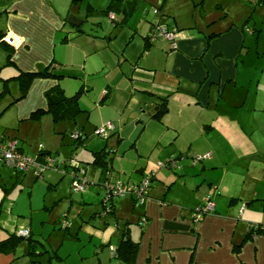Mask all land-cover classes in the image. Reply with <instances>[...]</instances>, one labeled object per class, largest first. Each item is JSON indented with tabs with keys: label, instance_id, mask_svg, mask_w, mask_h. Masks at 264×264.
Here are the masks:
<instances>
[{
	"label": "crops",
	"instance_id": "obj_1",
	"mask_svg": "<svg viewBox=\"0 0 264 264\" xmlns=\"http://www.w3.org/2000/svg\"><path fill=\"white\" fill-rule=\"evenodd\" d=\"M72 1L0 0V32L4 44H0V100L12 92L11 85L17 84L20 72H33L52 64L53 72L61 79L34 80L26 98L11 107L18 108L16 122L34 123L30 116L46 107L44 95L50 88L59 85L66 92L72 84L77 89L83 88L82 94L87 97L92 90L90 84L95 86L102 81L98 99L99 103L106 102V107L99 108L101 112L109 110V114L100 123L114 124L116 131L99 141L94 136L89 139L81 129L74 130L83 137L81 146L91 152L87 165L80 162V166H87L88 180L101 169L100 184L104 183L107 169L111 171L112 183H125L123 175L126 174V182L148 179L150 187L147 200L138 207L127 194L114 201L112 212H106L107 218L103 216L93 225L69 222L65 227L66 232H75L76 238L87 236L95 243L94 259L71 262L56 251L48 261L55 258L56 264H124L114 256L122 230L127 226L131 240L138 243L134 264H264V235L246 240L250 226H264V149L259 142L248 145L238 142L235 133H245L248 128L242 122V125L237 122L235 127L236 116L219 107L221 100L230 108L245 107L249 99L253 77L243 79V73L239 79L238 65L245 49V34L232 25L212 33L211 38L196 36L177 26L168 27L159 19L161 25L176 30L175 47H169L170 41L157 38L155 41L160 43H151L149 54L136 61L128 53V57L123 52L119 55L112 47L117 33L108 35L102 28L104 37L99 38L77 31L68 17L83 19L87 10L81 13L82 0ZM151 10L146 8L143 14H158V9L156 14ZM95 13L89 14L87 21L101 28ZM154 25L151 30L155 29ZM134 33L129 35L124 31L121 40L128 39V43L132 40L140 52L142 47L144 50V37L139 33L135 38ZM261 81L262 78L258 87ZM237 86L238 89H233ZM245 89L247 97L243 94ZM17 96L12 95L7 102L11 104ZM162 99L167 100V112L157 121L152 115ZM245 109L250 111L248 107ZM260 116L255 120H261L259 131L264 134V118ZM219 118L226 122L221 124ZM9 127L0 124V140H16L25 155L35 157L39 148L33 155L21 139L8 135ZM72 140L71 154L78 148ZM43 141L42 150L48 152ZM101 151L106 154L105 166H93V154ZM208 154V158L194 162L196 157ZM171 160L176 161L175 166L160 168V163ZM4 173L0 170L3 192L8 181ZM134 174H137L136 180ZM24 176L38 179L34 169ZM53 187L49 183L47 189ZM29 194L28 206L21 203L20 197L8 200L9 214L15 219L14 228L10 230L12 226L3 221L0 240L17 229H29L33 244L26 241L22 249L18 247L10 254H0V264H41L39 249H45V245L35 237L38 227L34 220L38 219L41 231L44 226L50 228L59 222V217L53 214L55 201L62 197L53 202L54 208L50 210L47 200ZM81 195V202L77 203L87 204L95 200L97 191L88 188ZM206 197L214 202V212L194 223L192 212ZM65 202L69 206L76 203L72 199ZM1 206L2 201L0 218ZM134 211L138 212L135 217ZM17 255L22 259L18 263Z\"/></svg>",
	"mask_w": 264,
	"mask_h": 264
},
{
	"label": "rangeland",
	"instance_id": "obj_2",
	"mask_svg": "<svg viewBox=\"0 0 264 264\" xmlns=\"http://www.w3.org/2000/svg\"><path fill=\"white\" fill-rule=\"evenodd\" d=\"M109 3V0H82L79 8H81V13L84 14L87 5L91 4L95 7L98 11L95 13L94 18L99 25L101 24L100 26L101 29L103 28L104 33H108V35L117 33L118 35V37L111 42L112 47L117 50L119 55L123 52V55L128 57V53L133 56L136 61L148 55L149 51L144 52L142 47V50L139 52L132 40L130 43H128V39L125 41L121 40L123 39L124 31H128L129 35L133 33V29L130 28L131 26L136 27V33H134L135 38L139 37V33L143 37L150 35L153 30V28L151 30L152 24H157L159 19L163 20L164 24H167L168 27L172 28L177 26L179 29H186V32L203 37L205 35L209 36L212 33L221 32L220 30H227L232 25L238 27L245 34V49L238 61L240 67L239 79H241L243 73L245 74L243 79L246 76L248 78L253 77L252 84L249 88V99L245 105L250 111L248 112L243 106L238 108H233L232 106L230 108L223 100L219 102V107L220 109H224L227 113L229 112L228 114L236 116V122L233 121L235 127H238L237 122L240 124L242 122L244 124L243 126L248 128L244 130L245 133H235V138L238 142L243 145L259 142L261 148L264 149V134L259 131L262 127L261 120H255L256 116L264 114V5L255 4V0H141L138 12L131 18L130 23L127 26L117 27L114 22L110 20L109 14L101 12L107 9ZM149 7L157 8L158 14L153 15L149 13L146 16H142L141 13ZM119 19H121V16L117 14V20L115 19V21L120 23L121 20ZM142 41L144 42V40ZM155 43L158 44L160 41L157 40L153 42V45ZM168 45L169 47L172 46L170 43H168ZM261 78L262 81L260 82V87H258V81L259 79L261 80ZM66 82L73 83V80H66ZM102 84V81L101 84L99 81L96 82L95 86L94 83H91L92 90L90 96L85 97L86 94H82V96L79 97L78 103L82 111L77 115L74 121L69 119L54 122L45 107L40 108L44 110V114L34 123L28 121L18 123L15 117V111L18 108H12L15 104L24 99L9 105L10 103L7 102V100L12 97V95H19L18 86L16 83H13L11 85L12 92L0 100V113L3 112L0 117V124L11 126L9 127L10 130L7 131L10 133L8 135L12 137L17 136V138L21 139L24 145L31 148L33 155L38 151L40 144H45L43 141L45 140L48 146L47 151L50 152L56 160L61 162V159H65L71 155L73 147L72 133H74V130L81 129L89 139L94 136L99 141H102L103 138L94 134L95 128L102 126L100 119L109 114V110L101 112L99 108L106 107V102L103 104L99 103L100 100L98 99V94H100L102 90ZM69 85L70 89H65V93H67L68 96H72L79 88L73 87L72 84ZM233 89H238V86L233 87ZM246 90L247 89L243 90L244 96L248 94ZM226 92L228 91L226 90L225 93ZM13 99L11 101H13ZM23 104L25 105V103ZM7 106L8 109L6 108ZM5 108L7 110L3 111ZM252 111L257 113H253ZM260 117L264 118L263 116ZM223 121L226 122V119H218V122L221 124H223ZM75 151V155L83 165L88 161V157L91 158L90 149L85 146H80ZM254 155H257V153H254ZM187 159H190V157ZM0 170H3L8 178L6 191L3 192L0 189V202L2 201L0 225L3 221H6V224L12 226L10 230L14 228L15 219L9 214L10 206H8V200L10 198L20 197L21 203L28 206L29 193H31L33 198L37 197V199L40 200H47L46 204L49 205L50 210L54 207L56 209L53 216L59 217L57 220L59 222L56 225L55 222L52 224L54 229L52 225L50 228L44 226V230L41 231L40 224L37 225L38 219L34 220L35 225L38 227V231L35 232V234H37L35 237H37V239L40 238L45 245V249H39V251H42L41 264H56L57 261L55 258H51L50 261H48L50 257H53L56 251L59 252V255L63 259H67L71 262H79L82 258L84 261L94 259L96 251L95 243L90 241L87 236L76 238L75 232H72V230L66 232L65 227L60 226V221L67 216L68 221L71 223L75 222L80 225L85 222L93 225V222L95 223L98 222V220H102V217L106 215V211H103V200L106 190L104 184H100L99 179L100 175H102L101 169L97 170V176H93L94 178L90 176L89 178V182L91 183L89 189L97 191V197L91 203H88V201L87 204H78V201L81 202L79 197L82 195L81 193H74L71 191V179L68 176L62 177L53 170L44 171L42 175L43 178L41 177L42 179L37 180L33 178L30 179L29 177L26 178V176L23 177L22 174H18L17 176L15 172L9 168L0 167ZM107 172L110 171L108 170ZM123 176V179H125L124 182H126L128 176L126 174ZM135 178H137V174H134L133 179L136 180ZM49 183L54 186L52 189H47ZM59 197H62V199L55 201ZM70 199L76 202L73 206H69V204L65 202ZM54 201L57 204L55 206V203L53 204ZM138 206L140 205L136 207ZM67 211L70 213H67ZM137 213V211H134L132 216L135 217ZM105 217L107 218L108 216ZM106 218H103V220ZM108 220H110V218H108ZM0 235H3L2 231ZM20 242L21 243L17 245L16 249H18V247L22 249V247L27 244L25 239ZM46 250L48 251L47 253L45 252ZM17 257L16 263L22 260L20 259V255H17Z\"/></svg>",
	"mask_w": 264,
	"mask_h": 264
},
{
	"label": "trees",
	"instance_id": "obj_3",
	"mask_svg": "<svg viewBox=\"0 0 264 264\" xmlns=\"http://www.w3.org/2000/svg\"><path fill=\"white\" fill-rule=\"evenodd\" d=\"M78 1L79 0H73L72 3H76ZM109 2L110 3L108 5L107 9L104 11H101V12L102 13L104 12L106 14L112 13L116 17L115 18L116 20H117V14L120 15L121 16V19H119V20H121L120 23L116 22L115 20L113 21L117 27L127 26L130 23L131 18L138 12L139 5H141V0H109ZM255 4L264 5V0H255ZM86 10H87V14L84 17L85 21L88 20L89 14L95 13L98 11V10L94 9L90 4L87 5ZM142 14L143 13H141V15ZM146 15H147V12H145L142 16H146ZM159 24L160 23H157L155 25L153 24L155 26L154 28L156 29V26H158ZM130 28L133 29L134 32L136 31L135 27L131 26ZM155 29L152 30L150 35H146L143 38L144 42H145V44H144V51L145 52L149 51L151 43H153L157 39V38H155L154 40H151L153 37V34L155 33L154 32ZM168 30L171 31L173 29L169 28ZM77 31H79L81 33V30L79 27H77ZM213 36L214 35L211 34L208 36V38H211ZM2 39H3V34L0 32V44L4 45ZM162 39H164V38H162ZM171 45L174 47V44L172 42H171ZM7 50H8V52L12 51L11 49H7ZM44 78L60 80L61 76L56 75L53 72L52 64L45 67V68H40V69L33 71V72H20V74L16 77V82L18 84V89H19V95L17 98L14 99L15 101L12 102L11 104H13V103H15L21 99H24L26 97V95H27V93L31 87V84L34 80L44 79ZM82 93H83V88L79 89L74 95L67 96L65 94L64 89L62 87H60L59 85H55L54 87H52L48 91H46L45 95H44L45 100H46V111L50 114L52 120L54 122H59V121L69 120V119L74 121L76 119L77 115L82 111L81 108L79 107V103H78L79 97L81 96ZM166 112H167V100L162 99L161 101H159V103L156 107V111L152 115V118L157 120V121H160ZM42 114H44V110L40 109V110H37L35 113H33L30 116V118L32 120L36 121V120L41 118ZM78 134H79L78 137L75 139L73 138V139H74V145L79 147V146H81V143H82L81 138H83V137L80 133H78ZM2 141L9 142L11 140H2ZM18 148H19V146H18ZM46 156H51L52 158H54L50 152L43 151L42 145H40L39 146V152L35 156V158L44 162V158ZM93 156H94V162L92 163L93 166H95V165L98 167L105 166L106 154L104 153V151L94 153ZM28 157H30V156H28ZM73 157H75V159L79 165V169L80 168L85 169L87 172V169H86L87 166H85V168L82 167L83 165L80 166L81 163L77 159V157L74 153H72L69 158H73ZM69 158L62 160L61 161L62 163L59 160H56L58 163H60V164H57V166L59 167V170L58 171L53 170V171L56 173H59L63 177L68 176L71 179V183H72V178L69 175L62 174L60 172V169H63L66 172L74 171L73 168L70 167V165L67 163L68 161H70ZM172 163L176 164V161L175 160L169 161V164H172ZM85 165H87V164H85ZM0 167H5V166L0 165ZM5 168H8V167H5ZM11 170H13V169H11ZM49 170H51V169H49ZM107 171L108 170L106 169V172ZM15 174L16 175H18V174L23 175L25 173L15 172ZM104 181L110 182L112 180H111V177L107 178L105 175ZM71 191H72V187H71ZM113 203L111 204V208L113 207L112 206ZM104 210H105V208H104ZM65 218L68 219L67 216H65ZM256 235H264V226H262V225L250 226V228L247 232L246 240H250ZM21 240H23V238L17 237L14 233L13 234H10V233L7 234V236L4 239L0 240V254L12 253L16 249L17 245L20 243ZM25 240L28 241L29 245L33 244V241L30 240V237L26 238ZM137 249H138V243H135L131 240L130 234H129V229L127 226H125V228L122 230V238H121V241H120L118 248L115 251L114 258L121 259L124 262V264H134L135 263V257L137 254Z\"/></svg>",
	"mask_w": 264,
	"mask_h": 264
},
{
	"label": "built area",
	"instance_id": "obj_4",
	"mask_svg": "<svg viewBox=\"0 0 264 264\" xmlns=\"http://www.w3.org/2000/svg\"><path fill=\"white\" fill-rule=\"evenodd\" d=\"M152 12L154 14L157 13L156 8H152ZM109 18L111 21L115 20V16L113 14L109 15ZM176 35V30H168L163 25L156 26L155 33L153 34V37L151 40H154L155 38H164L169 41H171L174 44V39ZM8 42L11 44L12 41L9 39ZM175 47V44H174ZM116 131V127L112 123L104 124L100 127H97L94 131V134L101 137L106 138L110 134L114 133ZM78 133H73L72 138H77ZM210 155H204V156H198L194 159V162L201 161L203 159L208 158ZM70 161L67 163L70 165V167L73 168L74 171L72 172H66L63 169H60V172L62 174H67L72 178V191L74 193H84L88 190L90 183L86 176V170L85 169H79V165L75 159L69 158ZM62 163V162H61ZM57 164H60L56 161L55 158H52L51 156H46L44 158V162L40 161L37 158L28 157L23 154V152L18 148V142L16 140H11L9 142H4L0 140V165H3L5 167H8L10 169H13L15 172L19 173H26L27 171L34 169L36 177L39 179L42 177L44 171L46 170H54L58 171L59 167ZM64 165V164H63ZM166 165L168 166H175L176 164H169L167 163H160V168H164ZM111 175L110 172H106V177L108 178ZM110 178V177H109ZM104 188L106 190L103 205L105 208V211L107 213H110L112 211L111 204L119 197H122L124 195H130L132 198L134 204L142 205L147 200L148 195V189L150 187V182L148 179H145L139 183L134 182H125V183H112L111 181H104ZM215 204L212 201L210 197H206L202 204L198 206L194 212L192 213V220L194 223L200 222L205 216L211 214L214 212ZM60 226L67 227L69 226L68 219H62L60 221ZM17 237L26 239L30 236V230L29 229H18L15 233Z\"/></svg>",
	"mask_w": 264,
	"mask_h": 264
},
{
	"label": "water",
	"instance_id": "obj_5",
	"mask_svg": "<svg viewBox=\"0 0 264 264\" xmlns=\"http://www.w3.org/2000/svg\"><path fill=\"white\" fill-rule=\"evenodd\" d=\"M68 21L75 27H79L81 32L86 35L93 36V37H99V38L104 37V34L100 27L94 24H91L88 21H85L84 18L79 19L71 15L68 17Z\"/></svg>",
	"mask_w": 264,
	"mask_h": 264
},
{
	"label": "clouds",
	"instance_id": "obj_6",
	"mask_svg": "<svg viewBox=\"0 0 264 264\" xmlns=\"http://www.w3.org/2000/svg\"><path fill=\"white\" fill-rule=\"evenodd\" d=\"M112 14V13H111ZM110 15V14H109ZM113 22V21H112ZM75 133V132H74ZM78 133V132H77ZM73 134V133H72ZM107 138V137H106ZM104 139V138H103Z\"/></svg>",
	"mask_w": 264,
	"mask_h": 264
}]
</instances>
